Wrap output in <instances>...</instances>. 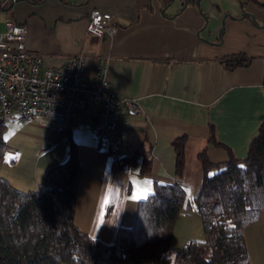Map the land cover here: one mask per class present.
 <instances>
[{"label":"crops","instance_id":"obj_1","mask_svg":"<svg viewBox=\"0 0 264 264\" xmlns=\"http://www.w3.org/2000/svg\"><path fill=\"white\" fill-rule=\"evenodd\" d=\"M98 9L111 15L114 35L86 32L90 11ZM9 18L28 27L25 47L40 53L44 66L62 67L80 55L86 79L103 67L116 97L136 99L143 110L140 117L124 113L117 156L91 132L96 107L76 114L69 131L82 164L74 224L92 238L111 243L118 229L133 225L155 182L176 181L175 139L185 137L180 181L194 199L203 176L199 155L212 163L227 160L229 151L244 159L264 121V6L247 0H0V32ZM239 53L251 62L233 70L220 63ZM6 123L0 177L19 191H34L44 171L67 158V138L29 121ZM129 156L132 163L120 167L116 160ZM144 159L150 170L142 175ZM202 227L195 209H183L171 247L203 239ZM243 238L249 263L264 264V210Z\"/></svg>","mask_w":264,"mask_h":264},{"label":"trees","instance_id":"obj_2","mask_svg":"<svg viewBox=\"0 0 264 264\" xmlns=\"http://www.w3.org/2000/svg\"><path fill=\"white\" fill-rule=\"evenodd\" d=\"M251 60L239 53L221 58L220 63L233 70ZM5 130L6 123L0 121V163L7 149ZM69 131L57 135L67 138V158L44 171L36 190L19 191L0 177V264H250L243 230L264 210V121L244 159L231 151L220 163L199 155L203 176L194 199L180 181L185 137L175 139L176 181L155 182L153 192L139 202L133 225L118 229L111 243L82 233L74 224L82 164ZM210 142L215 143L213 132ZM116 161L122 167L132 163L133 156ZM149 170L150 162L144 159L140 174ZM183 209H195L205 237L187 240L174 251L172 228Z\"/></svg>","mask_w":264,"mask_h":264},{"label":"built area","instance_id":"obj_3","mask_svg":"<svg viewBox=\"0 0 264 264\" xmlns=\"http://www.w3.org/2000/svg\"><path fill=\"white\" fill-rule=\"evenodd\" d=\"M116 29L109 13L90 11L85 26L89 35H114ZM26 34L28 27L10 18L0 32V121H29L58 135L78 123L76 114L96 107L91 132L117 156V130L124 113L143 115L137 100L117 98L103 67L86 79L85 61L80 55L69 57L62 67L44 66L41 54L25 47Z\"/></svg>","mask_w":264,"mask_h":264},{"label":"rangeland","instance_id":"obj_4","mask_svg":"<svg viewBox=\"0 0 264 264\" xmlns=\"http://www.w3.org/2000/svg\"><path fill=\"white\" fill-rule=\"evenodd\" d=\"M6 124H7V123H6ZM203 239H204V238H203ZM203 239H201V240H203ZM196 240H198V239H196ZM172 249H173L174 251H176V249H175V248H173V247H172Z\"/></svg>","mask_w":264,"mask_h":264},{"label":"water","instance_id":"obj_5","mask_svg":"<svg viewBox=\"0 0 264 264\" xmlns=\"http://www.w3.org/2000/svg\"><path fill=\"white\" fill-rule=\"evenodd\" d=\"M248 13H245L244 16H246ZM254 21V20H253ZM256 23V22H255ZM257 24V23H256Z\"/></svg>","mask_w":264,"mask_h":264}]
</instances>
